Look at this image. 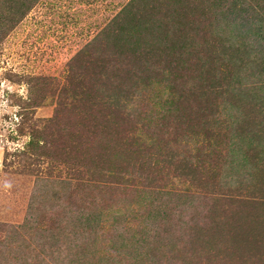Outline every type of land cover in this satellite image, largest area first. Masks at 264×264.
Listing matches in <instances>:
<instances>
[{"label":"rangeland","instance_id":"1","mask_svg":"<svg viewBox=\"0 0 264 264\" xmlns=\"http://www.w3.org/2000/svg\"><path fill=\"white\" fill-rule=\"evenodd\" d=\"M0 264H264V0H0Z\"/></svg>","mask_w":264,"mask_h":264},{"label":"trees","instance_id":"2","mask_svg":"<svg viewBox=\"0 0 264 264\" xmlns=\"http://www.w3.org/2000/svg\"><path fill=\"white\" fill-rule=\"evenodd\" d=\"M116 103V102H115Z\"/></svg>","mask_w":264,"mask_h":264}]
</instances>
